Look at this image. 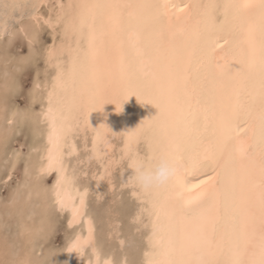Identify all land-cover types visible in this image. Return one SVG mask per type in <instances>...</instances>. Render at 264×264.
I'll return each mask as SVG.
<instances>
[{"label": "bare ground", "instance_id": "bare-ground-1", "mask_svg": "<svg viewBox=\"0 0 264 264\" xmlns=\"http://www.w3.org/2000/svg\"><path fill=\"white\" fill-rule=\"evenodd\" d=\"M4 1L29 4L18 31L30 44L44 28L51 43L30 95L39 109L6 116L0 101V124L26 119L33 129L25 189L9 208L16 237L0 235V264H59L61 251L69 264H134L116 253L121 218L110 211L100 233L89 208L91 190L100 198L116 187L137 202L127 225L141 232L136 264L259 260L264 19L203 7L258 0ZM10 128L0 125V143ZM149 151L171 155L178 170L166 187L144 191L128 180V158ZM57 212L74 228L60 255L45 246ZM111 239L119 247H107Z\"/></svg>", "mask_w": 264, "mask_h": 264}, {"label": "rangeland", "instance_id": "rangeland-1", "mask_svg": "<svg viewBox=\"0 0 264 264\" xmlns=\"http://www.w3.org/2000/svg\"><path fill=\"white\" fill-rule=\"evenodd\" d=\"M21 7L22 8H19L15 5L12 6L8 1L6 3L4 0H0V25H2L1 21H5V24H6L5 34L2 37H0V74H2L0 75V101H4V104L6 106L5 108L6 116L9 115L13 111L18 113V111L20 110L25 111L26 109L32 108V110L36 111L39 109V102L32 103L30 101V95H31V92L33 91V83H34L36 76L37 75L39 77L43 76L45 62L43 61L41 52L47 44L51 43V36L49 34L48 29L44 28L42 30V32L40 33L41 38L39 37L38 41H36L34 44H30V41L27 39V37L24 34H22L20 31H18L19 24L25 23L27 21L28 13L31 10L29 4L21 6ZM43 7H41V10L45 11L46 8L45 6ZM12 29H15V30H12ZM29 54H32V56L29 57ZM3 59H5L6 61H3ZM25 59L28 62H26ZM38 70H41V71L39 72ZM3 72H5L6 74ZM16 81L18 82L16 83ZM27 104H28V107L30 108L27 107ZM5 121H6L5 123L3 122L4 124L2 123L3 125L2 124L0 125L2 126V128H5V126L10 128L11 126L10 129L12 130V132L10 133L11 131L10 130L8 135L5 137L4 141L6 143L4 141L0 143V235L1 237H5V240L8 241L16 237L14 236L16 233L14 230L17 224H15L14 219L9 217L10 216L9 208H10V203H12L13 198H14L12 196H17L22 189L23 190L25 189V185H24L25 184L24 182L25 181V177H24L25 176L24 174L25 165H26V161H27V157L29 153L28 148L33 141V135H32L33 129H32V125L30 124L29 120H26V119L19 121V123L18 121L13 120L14 124L7 120ZM11 123L14 126H12ZM13 127H16L15 130L13 129ZM12 133L13 135H11ZM30 141L31 143H29ZM118 175L119 173L117 174V176ZM117 176H116L117 181L123 179L124 177V176L123 177L118 176V178L119 177L121 178V179L119 178L118 180ZM89 178H90L89 175L86 177L84 176L83 182L87 183L89 181ZM51 179H52V176L49 178H45L44 180H46L45 181L46 184H50ZM48 180L50 182H48ZM87 184L89 185L90 181ZM128 188L129 187H124L123 189H121L120 187H116L114 189L115 191L113 192L114 194L107 193L100 198L98 194L96 195V192L94 190H91L92 192L90 191L88 195L89 208L91 211H93V213L97 217L98 229L100 233L104 231V226H105L104 224L106 223L105 219L106 217H110V216H107L110 211L113 212V214H111V217L113 216V218H115L114 216H117L118 218L119 217L121 218V219L119 218L120 223H119V226L117 227L121 231L120 235L125 238V243L123 246L124 248L122 247L123 249L122 248L116 249L117 250L116 253L121 254V253L126 252L128 255L134 258L133 263L136 264L137 254L135 253L137 252L136 250L135 252L133 251V244H136L138 242L139 243L138 245H141L142 241L140 242V239H139V237H141V232L139 230H137V232L139 233L136 232V234H133L135 232L132 233L131 229L127 228L128 227L127 225L131 224V222H128L129 221L128 215L132 214L134 208L136 207V203H137L136 200L131 197ZM112 199L114 200L113 202H112ZM113 206L114 208L111 209V207ZM103 210L104 211L106 210V211L103 212ZM56 216L54 217V220H55L56 225L58 224V226L54 224L53 231L51 232L50 236L45 242V246L47 249L49 248L51 250H54V252L56 253L58 252V254L60 255V251L63 250L64 248L63 244L66 243V239H67V236H69L68 235L69 232L73 231L74 228L68 227L67 220H66V217H67L66 212L64 213L57 212ZM134 225L135 224H132V227ZM68 228H70V230ZM115 241L116 240H112V239L110 241L106 240L107 242L106 246L108 245L107 247L109 248L112 246H115V248L119 247V245H116ZM131 252L135 255H133ZM62 253L63 252L61 251V255H63ZM61 255L60 257L62 260L60 259L61 261L59 264H69L67 260L64 261L65 256L64 255L61 256Z\"/></svg>", "mask_w": 264, "mask_h": 264}, {"label": "clouds", "instance_id": "clouds-1", "mask_svg": "<svg viewBox=\"0 0 264 264\" xmlns=\"http://www.w3.org/2000/svg\"><path fill=\"white\" fill-rule=\"evenodd\" d=\"M131 175L128 180L144 191L166 187L177 174V162L167 153L149 151L146 156L131 154L128 158Z\"/></svg>", "mask_w": 264, "mask_h": 264}, {"label": "snow or ice", "instance_id": "snow-or-ice-1", "mask_svg": "<svg viewBox=\"0 0 264 264\" xmlns=\"http://www.w3.org/2000/svg\"><path fill=\"white\" fill-rule=\"evenodd\" d=\"M79 7L86 8L87 5H80ZM175 7H179L176 5ZM206 10L210 12H215L220 9L223 11V14L227 16L230 9H239L247 14L251 15L254 13H259L260 17L264 19V0H258V2H245L240 4H230L225 3L222 5H218L215 3H209L203 6ZM261 72L264 75V59H262L261 64ZM262 107H264V103H262ZM262 143H264V127H262ZM131 147L130 145L128 146ZM261 189H262V199H264V152H262L261 156ZM151 264V262H149ZM164 264H189L187 261L182 260H168L165 261ZM232 264H264V233L261 235V244H260V258L259 260H249V261H233Z\"/></svg>", "mask_w": 264, "mask_h": 264}]
</instances>
